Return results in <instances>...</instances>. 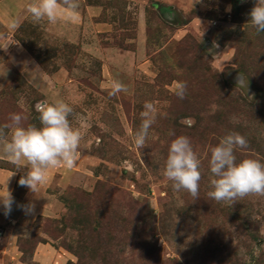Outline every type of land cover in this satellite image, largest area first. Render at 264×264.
Returning <instances> with one entry per match:
<instances>
[{
  "label": "rangeland",
  "instance_id": "obj_1",
  "mask_svg": "<svg viewBox=\"0 0 264 264\" xmlns=\"http://www.w3.org/2000/svg\"><path fill=\"white\" fill-rule=\"evenodd\" d=\"M32 2L0 0V127L11 113L40 127L36 104L63 99L82 140L74 167L50 168L37 189L47 215L17 228L21 261L264 264V195H207L210 149L227 133L248 141L238 162L264 163V32L248 15L256 0H78L55 23L34 22ZM113 80L127 92L110 96ZM145 101L158 114L137 148ZM170 133L187 136L201 161L195 200L163 176ZM0 169L18 181L28 170L2 153ZM28 192L17 182L15 196ZM38 245L49 248L39 262Z\"/></svg>",
  "mask_w": 264,
  "mask_h": 264
},
{
  "label": "clouds",
  "instance_id": "obj_2",
  "mask_svg": "<svg viewBox=\"0 0 264 264\" xmlns=\"http://www.w3.org/2000/svg\"><path fill=\"white\" fill-rule=\"evenodd\" d=\"M200 0H194V3ZM245 0H241L244 3ZM78 0H34L28 5V12L34 22L47 20L55 23L61 9L75 12ZM231 10L229 6L228 11ZM249 20L260 33L264 32V0H256L249 12ZM0 48H6L0 47ZM186 84L177 82L175 94L183 99ZM127 92V87L119 80L110 84V96ZM39 113L40 127L25 126L26 119L20 113H11L9 123L0 127V153L18 167H27V171L18 181L19 186L35 193L46 180L50 168L74 167L82 140V133L74 128L69 120L73 108L63 99H47L35 106ZM158 110L151 101H145L140 113L141 123L134 132L133 140L137 148L146 146L149 129L155 123ZM10 133V135H9ZM175 136V133H170ZM247 139L239 132H229L219 143L210 149L208 161L211 173V190L207 195L217 202L232 201L250 194L264 195V163L259 159L244 158L237 161L235 149H246ZM201 161L187 136L179 135L172 139L164 161L163 176L176 191H186L193 199L199 198ZM15 173L13 172L12 175ZM11 175V176H12ZM15 203L11 191L6 187L0 191V205L5 215L10 214ZM26 213L34 211V205L20 206Z\"/></svg>",
  "mask_w": 264,
  "mask_h": 264
},
{
  "label": "crops",
  "instance_id": "obj_3",
  "mask_svg": "<svg viewBox=\"0 0 264 264\" xmlns=\"http://www.w3.org/2000/svg\"><path fill=\"white\" fill-rule=\"evenodd\" d=\"M6 16L4 13H2ZM12 171L0 169V191L8 188L11 191L15 203L10 214L5 215L3 206L0 205V264H25L21 261L23 252L20 250L17 228L20 226H33L38 218L47 215L48 210L44 209L39 200L38 192L33 195L29 190L24 198L15 196V189L18 182V175H12ZM12 175V176H11ZM40 201V202H39ZM34 205V211L26 213L20 206ZM35 260H43V254L49 251L45 245L36 247ZM41 254V255H40Z\"/></svg>",
  "mask_w": 264,
  "mask_h": 264
},
{
  "label": "trees",
  "instance_id": "obj_4",
  "mask_svg": "<svg viewBox=\"0 0 264 264\" xmlns=\"http://www.w3.org/2000/svg\"><path fill=\"white\" fill-rule=\"evenodd\" d=\"M163 11H166L165 9H162ZM174 14V12L171 13V15Z\"/></svg>",
  "mask_w": 264,
  "mask_h": 264
}]
</instances>
